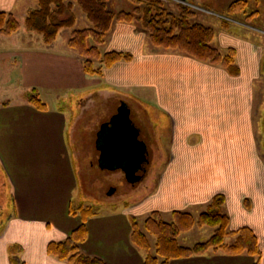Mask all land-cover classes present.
I'll return each instance as SVG.
<instances>
[{"label": "crops", "instance_id": "crops-1", "mask_svg": "<svg viewBox=\"0 0 264 264\" xmlns=\"http://www.w3.org/2000/svg\"><path fill=\"white\" fill-rule=\"evenodd\" d=\"M16 1L0 0V12L13 14ZM24 19L23 23L20 21L21 28L18 32L11 35L0 34V81L14 84L15 93L22 90L25 94L18 101L10 97L0 100V179L6 184V195H10V204L14 206V214L0 233V264H11L9 248L14 245L21 247L20 257L25 264H69L49 255L47 247L50 242L67 239L81 224V217L71 213L79 188L72 148L79 156L81 132L79 126L72 121L91 109V101H94L98 92L99 80L96 76L85 73L82 57L69 45L68 29L61 31L68 33L65 41H60V33L55 43L47 45L41 36L25 28ZM128 30L119 31L118 34L122 37L115 41L116 44H112L111 49L129 51L134 54L135 59L132 62H120L112 69H107L105 79L116 87L153 88L157 90L158 96L159 92L161 95V87L171 90V94L174 89L185 88L184 100L176 95L173 99L181 105L185 104L187 128L193 129L189 125H194L197 120L199 124L207 126L213 122L214 129L209 126V130L205 131L216 130L218 134L215 136L218 138H213L210 145L230 148L229 155L223 150L213 151L212 155L207 153L199 161L223 162L234 173L237 172L234 164L251 163V181L255 187L251 186L248 193L239 190L237 194L234 192L229 195L231 191L226 187L227 169L224 170L223 166L218 173L223 183L214 179L213 186L203 183L202 187L195 188L196 185H189V204L203 202L205 198L211 200L214 195L223 194L227 199L225 210H228L226 212L231 218V226L250 227L254 230L262 251L259 264H264V184H258L260 179H257V166H261L263 177L264 166L262 157L258 154V144L254 138L242 140L238 136L239 140L229 141L223 137L221 141L220 135L221 130L235 132L241 122H245L253 130L250 116L252 107L247 108L242 103L251 97L247 91L251 79L244 76L243 66L239 63L241 72L238 76L219 71L214 73L221 75L226 83L232 84V89L227 92H219L218 89L210 91L203 82V71L209 69L205 64L179 53L164 54L159 51L145 56V37L134 29H130L131 32ZM222 43L223 48H232L230 43ZM252 49L258 50L259 46L253 43L249 46L251 54L256 52ZM252 57L253 59L249 55L246 63L244 58L241 61L244 66L247 65L249 72L253 69L250 77L254 78L259 75L261 64L258 63V56ZM174 64L189 65V71L185 67L186 73L180 70L178 75L166 77L163 74L165 66L173 68ZM13 73L16 77L11 81ZM206 73L209 74V71ZM172 77L177 79L180 88L168 85ZM244 80L247 81L246 91L242 87ZM116 87L113 88L118 91ZM33 90H36L43 101L48 103L53 100L54 107L46 103L47 111H40L30 105L28 98ZM73 96L80 99L77 113L73 108L66 110L62 105L64 99ZM84 103L85 106H81ZM166 113L170 119L178 121L177 115L170 111ZM96 142L97 135L95 144ZM200 145L201 148L207 147L204 143ZM233 179L230 187L231 184L238 186L236 179ZM214 189L217 191L210 192ZM246 201L250 208L243 204ZM150 210L145 203H136L121 211L102 212L89 218V236L81 245V250L108 264H143L146 256L131 240V217L143 215ZM233 241L234 239L230 243ZM210 251H213L212 254ZM188 260L189 264H255L257 258L248 254L233 256L223 251L215 253L214 250H209Z\"/></svg>", "mask_w": 264, "mask_h": 264}, {"label": "rangeland", "instance_id": "rangeland-1", "mask_svg": "<svg viewBox=\"0 0 264 264\" xmlns=\"http://www.w3.org/2000/svg\"><path fill=\"white\" fill-rule=\"evenodd\" d=\"M235 1L237 0H161L166 10L171 14L179 15L181 7L186 6L194 14L192 18L193 23L208 24V27L213 28L215 30L213 46L216 48H218V46L221 47L220 49L218 48L221 52L225 53L229 50V47L223 48L222 42L224 41L230 43L229 45H232V48L235 47L237 49L234 48L236 50V63L239 67V63H241L244 76L251 79L247 90L251 97L250 99L243 100L242 103L243 106L247 108L248 106L252 107V114L250 116L252 117L251 127H253V130H251L250 126L248 128V124L241 122L239 128L236 129L237 131L235 130V132L221 130V141L223 137L226 138L225 140L229 141L239 140L238 137L242 140L254 138L258 144V154L262 157L261 160L264 166V0H244L246 6L243 12L237 14L227 13L229 6ZM15 6L13 14L23 23L25 14L28 12L27 10L35 8L37 6V0H17ZM108 8L112 12L118 14L120 12L131 13L133 12L134 6L130 0H110ZM75 13L77 19L76 25L74 29H68L70 32V39L74 30H84L92 27V24L88 21L85 13L80 7H75ZM224 21L229 23V28L223 26ZM128 28L129 30L134 29L135 32L141 33L140 36L145 37V45L143 48L145 50V56L153 53L156 54L159 51L164 54L179 53L187 56L177 50H166L154 47L147 30L140 21L131 23L114 21L111 31L104 37V42L96 45L94 41L91 40L89 42L90 47L97 46L102 55L113 51L129 52L111 49L112 44H116L115 41L122 37L121 34H118L119 31L121 29L128 30ZM66 34L68 33L60 34V41H65ZM253 43L257 44L259 49H252L256 52H252L251 54L249 46ZM75 52L78 53L76 50ZM131 54L133 55L132 60L121 62L134 61L135 56L133 53ZM249 55L251 59H253L252 56H258L260 59L258 63L261 64L259 67L261 70L259 75H255L254 78L250 77V73L253 69L249 72L247 65L244 66L241 61V59L244 58L243 60H245L246 63ZM82 59L84 60L83 57ZM119 63L120 62L107 69L110 70ZM200 63L205 64V67L207 66V68H209L203 71V82L210 91L218 89L219 92H227L229 89H232V84L226 83L221 75H214V73L218 71L227 72L225 69L221 66H214L204 62ZM251 63H253V60ZM95 65L99 67L101 66V62L95 61ZM185 67H187L186 71H189V65L183 66L174 64L173 68L167 65L165 66L163 74L166 77L169 75L174 76V74L178 75L180 70H184L182 72H185ZM107 69L104 70L102 75H94L97 80H99V84L97 88L98 92H96L93 101L94 103L91 101V109H87L86 112L76 117L77 120L72 121V123L77 124L81 129L79 136L80 155L78 156L77 152L72 148L74 166L79 178V188L73 203L74 209L84 205L93 207L96 211H99V213H108L121 211L126 207L130 208V206L136 203H145L151 210L144 212L143 215L131 217L136 218L141 225L154 211L161 212L163 219L169 222L173 220V211H177L173 209L189 212L195 217H198L207 209L215 195L211 200H205V198V202L198 201L189 204V185H196L195 188L202 187L203 183L213 186L214 179H216V182L217 179L219 182H222L218 173H220L223 166L224 170L225 168L227 169L226 187L231 191L229 192L230 196L231 193L234 192L237 194L239 190H245L247 193L250 191V187L253 186L251 181L252 172L250 171V162H238L234 164V168L237 171L234 173L231 170L229 171V169L225 167L226 164L223 162L204 163L199 161L201 157L206 156L207 153L212 155L213 151L223 150L229 155L230 148L213 147L210 145L213 142V138H218L215 136L218 134L216 130L211 132L205 131L209 130L207 129L209 126L211 129H214L213 122L207 126L201 123L199 124L197 120L194 125H189V127L193 129L189 130V128H187L186 116L184 113L185 104L183 103V105H181L174 102L175 100L173 99L174 95L182 99L186 92L185 88H181L182 90L174 89L171 94V90L161 87L160 90L162 92L161 95L159 92L158 96L156 95L157 90L153 88L149 90L147 88L116 87L111 83L109 84L105 79L104 76H106L105 71ZM207 71H209V74L206 73ZM227 74L229 73L227 72ZM15 77L16 75L13 73L10 77L11 81H13ZM169 81V86L172 85L173 88H180V84L174 77ZM9 83L10 82L0 81V100L4 99V97H10V99L18 101L25 97L22 90H18V92L15 93L14 84L11 85ZM246 83L247 81H242L244 91H246ZM113 87L118 88V91H115ZM79 100V98L73 96L72 98L64 99L62 105L65 106L66 110L73 108L77 113L80 109ZM45 103L47 102L45 101ZM123 103H126L131 109L132 122L140 130V137L145 141L148 147L149 161L144 166L145 171L140 173L141 180L135 184L127 180L126 174L122 169L110 170L104 168L100 164L101 153L98 150L97 142L95 144L96 135L98 136L106 123L113 119ZM47 104L52 108L54 107L53 100L48 101ZM81 106H85V103ZM166 111H170L174 115H177L178 121H175L174 118L173 120L170 119ZM235 126L238 127V124ZM234 136H236V138H234ZM201 143L206 144L207 147L201 148ZM257 170V179L258 181L260 179L258 184H264L263 172H260L262 170L261 166L258 165ZM230 174L236 179L238 186L231 184L230 187V183L234 182L233 177L229 176ZM254 174L255 170L253 176ZM1 177L0 171V178ZM215 191H217V189L211 190L210 192L213 193ZM6 193V184H3L2 179H0V233L9 221L11 215L14 214V206L10 204V195H6ZM209 197L211 196H208V198ZM231 200L233 201V198ZM243 204L245 207H251L250 205L248 206V201L243 202ZM226 206L227 205H225V207ZM230 229L238 230L240 228H233L231 226ZM213 231L214 230L209 227H195L189 233L181 235L179 243L183 246H194L199 242L207 241L213 234ZM150 239L154 244L155 238L150 235ZM231 240H233V238L229 237L226 242L230 243ZM210 252V254H212L213 251ZM214 252L217 253L218 251ZM141 253L144 257L146 256L144 251H141ZM179 260H173L170 263L189 264L188 258Z\"/></svg>", "mask_w": 264, "mask_h": 264}, {"label": "trees", "instance_id": "trees-1", "mask_svg": "<svg viewBox=\"0 0 264 264\" xmlns=\"http://www.w3.org/2000/svg\"><path fill=\"white\" fill-rule=\"evenodd\" d=\"M110 0H37V6L28 10L25 28L41 36L43 42L51 45L57 41L60 32L76 25L75 7L85 13L92 27L74 30L69 45L84 58L83 66L87 75H102L104 70L121 61H130L133 55L129 52H108L102 55L97 46L90 47V41L96 45L104 42V37L111 31L114 21L131 23L140 21L147 30L151 43L156 48L177 50L200 62L221 66L230 75L238 76L240 67L236 63V50L229 48L225 53L213 46L215 30L200 23L192 22L194 14L183 6L179 15L171 14L161 0H130L133 12H112L108 8ZM244 0L233 2L227 13H240L245 9ZM223 26L229 28L224 21ZM21 28L20 21L14 14L0 12V34L11 35ZM95 61L101 62L97 67ZM28 102L40 111H47V104L40 98L36 90L28 98ZM226 197L216 194L207 209L198 217L184 211H173V220L165 221L161 212H152L144 223L131 218V240L146 253L143 264H170L173 260L186 259L200 255L209 250L223 251L227 255L238 256L248 254L257 258L259 264L262 251L259 239L250 227L231 230V218L225 210ZM71 213L81 217V224L70 236L57 242H50L47 247L49 255L66 261L69 264H108L101 258L85 254L81 245L89 236L87 222L89 218L99 214L93 207L81 205L71 209ZM195 227L212 228L213 234L204 242L194 246H183L179 238ZM150 235L155 238L153 244ZM234 241L227 243V238ZM154 250V251H153ZM21 247L9 248L11 264H25L20 257Z\"/></svg>", "mask_w": 264, "mask_h": 264}, {"label": "water", "instance_id": "water-1", "mask_svg": "<svg viewBox=\"0 0 264 264\" xmlns=\"http://www.w3.org/2000/svg\"><path fill=\"white\" fill-rule=\"evenodd\" d=\"M97 146L101 152L100 164L104 168L122 169L132 184L141 180L137 172L147 162L148 147L140 139V130L133 124L131 109L126 103L99 132Z\"/></svg>", "mask_w": 264, "mask_h": 264}, {"label": "flooded vegetation", "instance_id": "flooded-vegetation-1", "mask_svg": "<svg viewBox=\"0 0 264 264\" xmlns=\"http://www.w3.org/2000/svg\"><path fill=\"white\" fill-rule=\"evenodd\" d=\"M110 122V121H109ZM108 122V123H109ZM149 160H148V157H147V162H148ZM144 166H145V164H143V166H142V169L141 170H139L138 172H137V174L140 176V173H142L143 171H145V168H144Z\"/></svg>", "mask_w": 264, "mask_h": 264}]
</instances>
